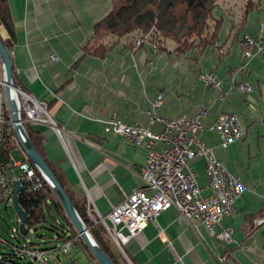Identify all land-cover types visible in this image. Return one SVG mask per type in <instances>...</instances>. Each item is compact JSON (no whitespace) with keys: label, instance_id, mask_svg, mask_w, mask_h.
<instances>
[{"label":"crops","instance_id":"obj_1","mask_svg":"<svg viewBox=\"0 0 264 264\" xmlns=\"http://www.w3.org/2000/svg\"><path fill=\"white\" fill-rule=\"evenodd\" d=\"M102 1L7 0L15 34L9 48L14 81L46 105L53 123L30 125L41 138L42 157L57 171L73 199L83 201L85 206L89 203L94 215H105L142 187L140 173L146 162L144 146H135L120 135L104 131V121L110 115L157 134L162 125L150 124L146 111L158 92L163 94V102L156 113L166 119L193 117L201 105L206 109L201 121L211 126L219 113L238 115L239 110L245 115V121L239 120L244 129L242 140L222 148L214 132L199 133L216 160L245 188L221 222V227L230 228L231 240L224 243L209 237L196 222L191 226L170 208L122 247L128 261L111 240L108 251L117 264H264V87L258 86L256 91L248 85L250 90L240 102L237 86L244 79L239 81L231 75L230 84L211 70L204 75L212 74L221 81V88L201 85L189 72L199 74L200 68L181 67L179 60H185L187 55L177 56L174 43L156 54L146 43L142 49L135 47L125 39L126 35L124 40L108 36L103 57L84 54L83 48L92 40L94 24L111 10V0ZM0 36L7 39L2 26ZM263 53L264 50L246 59V66ZM194 60L199 66V60ZM231 72L228 69L227 74ZM232 145L234 150L245 147L247 155L254 154L246 170L235 162ZM15 149L23 161L22 150ZM11 162L18 163L12 157ZM198 162L203 163L195 160L192 167ZM198 182L203 194H208L205 173ZM260 219L262 223L258 224ZM83 252L88 264H97Z\"/></svg>","mask_w":264,"mask_h":264},{"label":"built area","instance_id":"obj_2","mask_svg":"<svg viewBox=\"0 0 264 264\" xmlns=\"http://www.w3.org/2000/svg\"><path fill=\"white\" fill-rule=\"evenodd\" d=\"M245 39V42H244ZM244 57L251 59L264 50V22L258 25V35L255 40L243 37ZM153 45L154 49L157 47ZM201 80L210 89H220L221 81L212 74H206ZM0 77V146L4 139L6 125V102ZM241 92H248V84H239ZM224 94L220 96V99ZM163 94L158 92L150 103L146 115L150 124L161 123L159 133H152L139 124H128L112 114L104 121L105 132H113L127 138L133 145H144L146 162L140 177L143 185L131 192L122 202L113 206L105 215L92 213L89 203L86 205V217L94 226H101L110 235V240L120 249L130 239L139 235L147 223L154 220L161 211L174 208L191 225L196 222L205 233L220 242L231 240V230L221 227L223 218L231 213L235 200L245 191L238 177L228 172L226 167L218 162L211 149L199 138V133L208 131L217 134L220 146L226 148L230 143L240 140L244 131L236 114L219 113L211 126H204L201 119L206 109L199 106V112L193 117L178 115L172 119L158 116L156 110L162 105ZM18 104L21 121L24 125L53 124L46 105L18 89ZM57 134L58 127L52 126ZM203 158L204 173L207 180L208 194L197 182V175L189 162L195 158ZM11 169L16 170L25 181L36 184L38 179L33 169L26 161L12 163ZM19 181L14 177V181ZM13 185L3 175L0 169V202L9 203L12 200ZM258 224L262 223L260 219ZM220 227L219 230L217 228ZM197 229V227H195ZM66 254L72 249L70 241L58 247ZM51 251L34 250L27 252L28 261L25 264H50ZM128 261V260H127ZM224 261V258H221Z\"/></svg>","mask_w":264,"mask_h":264},{"label":"trees","instance_id":"obj_3","mask_svg":"<svg viewBox=\"0 0 264 264\" xmlns=\"http://www.w3.org/2000/svg\"><path fill=\"white\" fill-rule=\"evenodd\" d=\"M216 2L217 0H111V10L94 24L92 40L88 46L83 48V53L103 57L107 48L105 40L108 36L121 38L133 32H139L142 35L150 33L152 42L161 43L171 40L175 44L174 51L179 55L185 54L192 47L200 49L202 47V51H205L212 48L214 43L216 44L220 32L218 25L213 24L215 29L211 30L212 26L208 23V20L212 18L211 11ZM250 6H252V2L249 0L246 13ZM0 26L4 28L7 35V39L0 36V40L9 52L15 34L7 0H0ZM196 40L198 44L195 43ZM15 85L20 88L17 83ZM20 90L24 91L21 88ZM5 110L6 125L4 139L0 146V169L11 184L14 182V177L19 179L21 191L17 194V203L26 214L27 220L25 233H22L19 218L14 212L17 220L15 237L17 241L21 237L23 243L18 242L16 245H11V250L8 253L0 254V264H25L28 261L26 253L34 250L51 251V260L59 263L62 259L58 247L67 241L71 242L72 248L79 246L94 259L66 217L49 186L46 185L24 153L23 161H26L33 169L38 179L37 183L25 181L16 170L11 169V153L19 146L9 123L7 108ZM24 127L33 145L43 156L40 136L30 125L26 124ZM47 165L64 189L57 171L49 163ZM64 191L96 243L110 260L117 264L108 251L110 237L105 229L101 226H94L87 219L86 206L83 201L73 199L65 189ZM52 210L60 216L62 222L54 217ZM48 216L51 217V223L47 221ZM39 229L46 231V233L36 236L39 244L27 242L28 236L31 233L35 234ZM67 264L75 263L70 259Z\"/></svg>","mask_w":264,"mask_h":264},{"label":"rangeland","instance_id":"obj_4","mask_svg":"<svg viewBox=\"0 0 264 264\" xmlns=\"http://www.w3.org/2000/svg\"><path fill=\"white\" fill-rule=\"evenodd\" d=\"M248 1L249 0H217L215 7L211 11L212 18L208 20L209 25L212 26L211 30L215 29L213 27V24L218 25L220 29L216 44L214 43L212 48H208L205 51H202V47L201 49L198 47L197 48L192 47V49H190L189 51H187L185 54L182 55H179L175 52L176 55L181 56V58L187 55L185 60H179V64L181 67L189 66L191 70L194 69L196 70V68H200L201 72L199 74L198 72L196 74H194V72L192 73L191 71L189 72L192 74L191 78L194 79L195 81L199 80L201 85L203 84L204 86H206L205 83L201 80V77L204 76V72H211V70H215V74H216L215 76H218L221 79L223 78L222 80H226V81L228 79L227 82H230L231 80L230 78L232 75L233 79L236 78V80L239 81H242L240 79H244L242 83L246 84L247 82L244 81L247 80L250 83L247 84L252 87V90L257 91L258 86L264 87V53L261 56H256L254 60L247 67L246 63L249 62H246V58L244 57V51H243L244 43H242L243 37L256 41L258 35V25L264 22V0H250L252 2V6L249 7L250 9H248V12L246 13ZM82 3H86V2H82ZM101 3H106V0L105 1L103 0ZM125 39H128L130 43H134V46L137 48L141 47L144 43H146L144 45L147 46L148 48L150 47L149 49H151L156 54L160 52H164L162 50L169 49V47L171 48L174 43L171 40H165L164 42L161 43L152 42L150 40V33L142 35L139 32L130 33V37L128 34L126 35ZM121 40H124L123 37L121 38ZM166 41H167V48L165 47ZM195 43L198 44V41L196 40ZM152 44H154L157 47V49H154ZM160 45H163L162 47L164 48H162ZM142 48L144 47H141L139 49ZM200 52H206V53L196 57ZM196 58L199 60L198 63L200 64L199 65L200 67L195 64L194 59ZM167 59L168 58H165V60ZM170 65H173V63L170 62ZM228 69H232V72L229 75L227 74ZM231 83L232 82H230V84ZM237 88L239 89V86H237ZM236 93H237L236 94L237 100L243 102L247 92L242 93L239 91ZM236 106H239V104L237 103ZM261 106L264 109V101L263 104L261 103ZM236 113L238 114L237 116L240 122L245 121V115L243 112L238 110L236 111ZM254 129H256V126H254ZM249 135L251 134L249 133ZM233 146L234 145H232L230 149L232 150L233 157L237 160L235 162L239 163L242 170H246L248 161L251 162V158H253L254 154L249 153L247 155V149L245 147H241V148L238 147L234 150L232 148ZM11 157L13 162H20L22 160L17 149L12 151ZM195 160L203 161V158L201 157L195 158L193 161ZM193 161H190L189 165L191 168L195 170L196 174H198L197 177V182H198V180H200V178L203 176L204 173L203 163L198 162L197 166L192 167L191 163ZM237 166L238 165H236V167ZM52 214L59 222H62L60 216L54 210H52ZM16 221L17 220L11 202L9 203L0 202V254L8 253L11 250V245H16L18 242L23 243L21 237L18 238V241L16 240L15 237ZM47 221L51 223L52 222L51 217L48 216ZM43 233H46V231L43 229H39L35 234L31 233L26 241L39 244V240L36 238V236L41 235ZM51 258L52 257L50 254L49 259L51 264H67L68 261L70 262V259H72L76 264H88L86 261L85 254L82 248H80L79 246H75L74 248L69 250L66 254L61 253L62 261L59 263L53 262Z\"/></svg>","mask_w":264,"mask_h":264},{"label":"water","instance_id":"obj_5","mask_svg":"<svg viewBox=\"0 0 264 264\" xmlns=\"http://www.w3.org/2000/svg\"><path fill=\"white\" fill-rule=\"evenodd\" d=\"M0 77L3 84L5 102L9 113L11 129L16 142L29 161L33 164L43 181L49 186L57 202L61 206L66 217L69 219L78 236L83 241L91 255L98 264H114L94 240L89 229L84 224L66 192L59 184L44 158L38 152L30 140L24 124L21 121L18 104V88L15 85L13 64L8 50L0 40ZM12 208L19 218L22 233H25L26 214L17 203V194L21 191L19 181L13 182Z\"/></svg>","mask_w":264,"mask_h":264},{"label":"bare ground","instance_id":"obj_6","mask_svg":"<svg viewBox=\"0 0 264 264\" xmlns=\"http://www.w3.org/2000/svg\"><path fill=\"white\" fill-rule=\"evenodd\" d=\"M163 211H161L160 213H159V215L162 213ZM159 215H157V216H155V218L154 219H156ZM148 224V223H147ZM147 226V225H146ZM106 231V230H105ZM107 232V231H106ZM108 234V233H107ZM109 235V234H108ZM109 237H110V235H109ZM111 239V238H110ZM118 248V247H117ZM119 249V248H118ZM120 250V249H119ZM121 250H122V248H121Z\"/></svg>","mask_w":264,"mask_h":264}]
</instances>
